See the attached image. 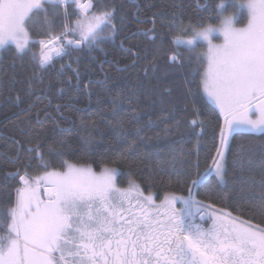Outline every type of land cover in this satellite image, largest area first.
<instances>
[{
  "label": "snow or ice",
  "instance_id": "obj_1",
  "mask_svg": "<svg viewBox=\"0 0 264 264\" xmlns=\"http://www.w3.org/2000/svg\"><path fill=\"white\" fill-rule=\"evenodd\" d=\"M172 6L175 10L167 15L153 12L148 18L149 27L141 28L139 24L137 27L154 45L158 39L163 44L165 35L159 29H167L174 48L183 46L203 69L197 88L202 89L223 116V125L218 128L219 144L213 145L215 156L210 167L203 175L197 172L196 178L188 176L183 181L188 185L187 197L166 193L158 204L150 190L146 195L131 179L127 188L118 187L116 167L105 165L97 174L91 166L70 163L64 156L72 146L62 135L51 142L41 141L39 137L44 135V125L52 114L47 106L33 112V106L29 105L25 115L34 117L35 125L32 119L25 122L35 130L37 139L27 151L35 153L41 172L30 175L25 168L8 174L14 176L20 186L14 188V199L8 202L10 206L0 210L3 225L0 231L4 233L0 235V264H264V227L240 220L231 213H218L211 204L193 195V188L211 174L221 184L225 182V153L229 138L235 132L241 128L264 132V0H207L208 17L198 16L187 21L180 6L175 3ZM242 9H246V14H241ZM117 17L116 0L110 3L103 0H0V64L11 51L10 45L15 46L13 64L17 57L22 58L32 51L28 25L42 21L40 34L44 38L34 42L39 52L32 54L38 70L23 81H15V76L12 80L25 84L31 94L36 83H44L42 73L56 68L53 61L59 57L68 62H61L56 71L58 91L64 92L65 85L79 88L82 75L91 69L85 65L82 72L80 58H73V52L87 49L91 53L101 43L115 37ZM119 19L123 24L124 16L120 15ZM213 19L218 26L209 22ZM221 36L222 43H213L214 38ZM123 45L124 40H121ZM126 50L132 52L133 58L125 67H134L141 52L132 48ZM187 58L178 50L167 53V61L173 66L182 67ZM159 71L153 56L143 74L155 76ZM107 75L104 72L105 78ZM47 87H51V81ZM120 98L117 94V99ZM15 99L19 102L21 96L17 94ZM133 100L139 102L135 90L127 97L129 104ZM55 108L63 117L61 105L56 104ZM253 110H258V119L250 115ZM115 111L113 108L114 114ZM132 111V120L139 121V108L134 107ZM173 112L168 116L173 117L174 127L179 130L181 120ZM199 115L200 110L193 105V118L184 123L193 131L199 128L202 133L205 122ZM165 119L162 115L161 120ZM156 123L148 121V124ZM81 124L96 128L95 120L82 119ZM118 126L122 127V122H118ZM135 130L141 141L159 138V134L157 137L145 135L141 127ZM162 134L170 135L171 129L164 128ZM85 144H91L90 133ZM44 150L59 159L58 168L45 160ZM88 154L86 147L84 155ZM148 156L149 153L138 151L134 141L120 151L112 163L143 165ZM193 167L198 168V163ZM155 181V175L149 177V187ZM177 202L183 207L177 209ZM248 211L264 216V197L253 201ZM197 214L201 220L208 217L211 226L196 223Z\"/></svg>",
  "mask_w": 264,
  "mask_h": 264
},
{
  "label": "trees",
  "instance_id": "obj_2",
  "mask_svg": "<svg viewBox=\"0 0 264 264\" xmlns=\"http://www.w3.org/2000/svg\"><path fill=\"white\" fill-rule=\"evenodd\" d=\"M103 2L110 3L111 0ZM116 2V36L101 43L91 53L87 49L73 52V58H80L82 72L85 65L91 69L82 75L79 88L65 85L64 92L58 91L60 85L55 81L56 71L61 62H68L59 57L53 61L56 68L42 73L44 83H36L31 94H28L25 84L12 80L15 76V81H23L34 70H38L32 54L39 52V46L34 42L44 38L40 34L42 21L28 25L30 37L34 40L29 44L31 52L22 58L17 57L14 64V47H10L11 51L3 57V63L0 64V210L10 206L8 202L14 199V188L20 186L19 181L14 176H9V173L25 168L30 175L41 172L40 161L35 153L27 151L37 139L35 130L25 122L26 119H32L35 125L34 117L25 115L29 105L33 106V112L47 106V111L57 118L55 121L52 117L47 119L44 135L39 139L51 142L54 137L62 135L72 146L64 156L70 163L91 166L97 174L105 165L116 167L119 170V186L127 188L131 179L145 190L146 195L150 190L157 202L166 193L187 197L188 185L183 181L188 176L196 178L197 172L203 175L210 167L215 156L213 145L219 144L218 128L223 125V116L202 89L197 88L203 69L184 47L174 48L169 42L167 29H159L165 35L163 44L158 39L154 45L137 27L138 24L141 28L149 27L148 18L153 12L163 15L171 13L175 10L173 3L182 9L185 21L190 18L195 20L198 16L207 18V0ZM120 15L125 18L123 24L119 19ZM209 22L217 25L215 19ZM157 24L159 28L160 22L157 21ZM121 40H124L123 46ZM128 48L140 50L141 57L134 67L126 68L125 65H129L133 58L132 52L126 50ZM172 50H178L188 57L182 67L168 63L167 53ZM153 56L156 57L160 71L155 76L150 73L145 77L143 69ZM73 67L76 65L73 64ZM104 72L108 73L106 78ZM165 72L168 74L164 75ZM89 80L92 81L91 84L88 83ZM49 81L50 88L47 87ZM133 90L138 93L139 102L133 100L129 104L127 97ZM17 94L21 96L19 102L15 99ZM117 94H120V99H117ZM56 104L61 105L63 117L58 115ZM193 105L200 110L198 118L205 122L202 133L199 128L193 131L184 123L193 118ZM134 107L140 110L139 121L132 120ZM113 108L116 110L115 114ZM169 112H173L181 120L179 130L174 127L175 121L172 116H168ZM162 115L166 117L165 120H161ZM82 119L85 122L95 120L96 128H86L81 124ZM149 119L157 123L148 124ZM118 122H122L123 126H118ZM57 123L59 127L56 126ZM137 127H141L145 135L157 137L159 134V138L149 142L141 141L135 130ZM164 128L171 129V134L163 135ZM89 133L91 144L86 146L85 140L89 138ZM17 141L20 143L17 144ZM134 141L138 151L149 153L145 163L132 166L127 163L113 164L112 161L118 157L119 152ZM86 147L88 155H84ZM44 155L45 160L59 167L57 157L48 155L46 150ZM225 155L224 184L211 174L203 183L193 188L194 196L205 204H211L220 213H231L240 220L264 227V216L248 211L253 201L264 197V132L238 130L229 138ZM173 156H176L175 160L172 159ZM197 163L198 168L193 167ZM153 175L156 176V181L149 187L148 180ZM2 227L0 224V228ZM3 234L0 231V235Z\"/></svg>",
  "mask_w": 264,
  "mask_h": 264
},
{
  "label": "rangeland",
  "instance_id": "obj_3",
  "mask_svg": "<svg viewBox=\"0 0 264 264\" xmlns=\"http://www.w3.org/2000/svg\"><path fill=\"white\" fill-rule=\"evenodd\" d=\"M246 2V1H245ZM241 14L242 15H244V14H246V9H242L241 10ZM214 26H218V25H214ZM237 26H243L242 24H238ZM29 37H30V34H29ZM112 39V38H111ZM111 39H108V40H106V41H110ZM34 42V40H32L31 39V37H30V42H29V44H31V43H33ZM105 42V41H104ZM223 42V38H222V36L221 37H219V38H214L213 39V43H217V44H219V43H222ZM9 47H14L15 48V46L14 45H10ZM180 47H183V46H180ZM205 48H206V44H205ZM201 50H204V49H201ZM208 98V97H207ZM210 101V100H209ZM211 102V101H210ZM212 103V102H211ZM214 104V103H213ZM215 105V104H214ZM216 106V105H215ZM217 107V106H216ZM218 108V107H217ZM219 109V108H218ZM250 115L252 116V118L253 119H258L259 118V112H258V110H253V112L252 113H250ZM240 130V129H239ZM241 131H247V132H252V131H249V130H247L246 128H241ZM256 133H258V132H256ZM225 171H226V155H225ZM116 184H117V186L118 187H120L121 189H124V188H122L121 186H119L118 185V183H117V177H116ZM224 184V183H223ZM178 196V195H177ZM154 197V196H153ZM154 199L156 200V198L154 197ZM156 202H157V200H156ZM158 204L160 203V201L159 202H157ZM176 207H177V209H180V208H182L183 207V205L181 204V203H179V202H177V204H176ZM214 211H216V212H218V213H220L218 210H215V209H213ZM207 221H208V217H205L203 220H201L200 219V215L199 214H197L196 215V217H195V222L196 223H199V224H201V225H205L204 223H207Z\"/></svg>",
  "mask_w": 264,
  "mask_h": 264
},
{
  "label": "flooded vegetation",
  "instance_id": "obj_4",
  "mask_svg": "<svg viewBox=\"0 0 264 264\" xmlns=\"http://www.w3.org/2000/svg\"><path fill=\"white\" fill-rule=\"evenodd\" d=\"M205 225H202L204 227H210L211 226V220L208 218L207 223H204Z\"/></svg>",
  "mask_w": 264,
  "mask_h": 264
},
{
  "label": "bare ground",
  "instance_id": "obj_5",
  "mask_svg": "<svg viewBox=\"0 0 264 264\" xmlns=\"http://www.w3.org/2000/svg\"><path fill=\"white\" fill-rule=\"evenodd\" d=\"M171 65V64H170Z\"/></svg>",
  "mask_w": 264,
  "mask_h": 264
}]
</instances>
